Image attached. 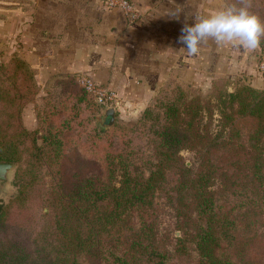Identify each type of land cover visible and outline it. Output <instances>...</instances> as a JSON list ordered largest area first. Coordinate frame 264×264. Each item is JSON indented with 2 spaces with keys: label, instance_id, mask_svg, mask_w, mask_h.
<instances>
[{
  "label": "trees",
  "instance_id": "16d2710c",
  "mask_svg": "<svg viewBox=\"0 0 264 264\" xmlns=\"http://www.w3.org/2000/svg\"><path fill=\"white\" fill-rule=\"evenodd\" d=\"M32 72L16 57L0 65V163L19 165L17 194L8 205L0 204V264H173L155 238L160 222L153 198L166 172L177 170L176 155L182 149L196 153L198 167L195 172L183 167L182 178L171 189L175 209L185 206L194 213L174 224L173 230L180 232L179 238H170L175 253L189 256L193 264H238L230 250L237 225L218 201L226 198L215 191L219 172L211 155L227 146L245 148L233 143L240 140L238 118L252 120L247 148L259 150L264 140V90L244 85L219 95L215 105L178 90L162 107L163 121L150 141L152 160L145 171L132 163L130 152L107 150L101 131L85 141H72L99 170L82 174L65 167L70 141L53 126L57 108L45 101L34 109L42 146L36 143L38 131L23 126L22 110L37 92ZM76 77L58 82L59 91L67 94L63 101H77L94 113L100 105L78 86ZM215 110L220 136H212L210 123H202L203 114L212 119ZM155 122L158 125V118ZM223 135L225 140L219 142ZM42 174L50 182L39 189ZM251 178L264 204V162L254 164Z\"/></svg>",
  "mask_w": 264,
  "mask_h": 264
},
{
  "label": "crops",
  "instance_id": "0c3cea01",
  "mask_svg": "<svg viewBox=\"0 0 264 264\" xmlns=\"http://www.w3.org/2000/svg\"><path fill=\"white\" fill-rule=\"evenodd\" d=\"M130 1L140 17L133 24L100 0H0V57L23 58L39 84L89 75L116 93L119 113L144 107L170 78L202 84L251 73L257 62L256 50L212 40L195 57L181 49L185 22L224 7L223 0Z\"/></svg>",
  "mask_w": 264,
  "mask_h": 264
},
{
  "label": "rangeland",
  "instance_id": "374dc122",
  "mask_svg": "<svg viewBox=\"0 0 264 264\" xmlns=\"http://www.w3.org/2000/svg\"><path fill=\"white\" fill-rule=\"evenodd\" d=\"M223 1L226 5L236 2V0ZM252 10L257 12L261 19L264 20V0H252ZM256 52L257 62H255L256 64H251V73L241 71L232 77L218 76L202 84H186L173 78L168 79L152 95L144 107L127 108L120 113L116 111L114 121L109 128H103L98 123L101 118L100 106L97 111L90 113L89 106L86 108L83 104L79 105L77 101L73 103L68 99H66V102L63 101L67 94H63L58 89V82L64 81L63 79L51 77L46 82L39 84L32 72L37 92L32 103H28L22 110V123L27 130L38 131L36 143L38 146H42L43 133L38 129L34 109L42 107L44 102L47 101L59 110L58 114L53 117V126L59 130L62 137L65 136L67 141H70L66 147L65 167L67 171L75 170L82 174L88 172L99 173L94 162L80 155L77 145L73 144L72 141L73 139L78 140V142L85 141L94 132L101 131L103 132L102 139H104L105 145L108 146L107 150L112 149V153L119 151L130 152L132 163L136 168H141L145 171L149 167L147 162L152 160L153 147L150 141L154 131L157 130V127L163 121V105L169 100H173L178 90H183L189 95L199 96L202 101H210L212 105L217 104L219 95L233 93L244 85L255 90H264V75L258 70V63L264 57V42H262L260 48L256 49ZM13 57L21 59L29 66L23 58L16 54L3 59L0 57V65L8 64ZM60 107L62 108L60 109ZM25 111L30 114V124H25L24 122ZM203 115L202 123L205 125L210 123L211 135L220 136V115L218 111L215 110L213 112L212 119H207L206 114ZM157 118L158 125L155 122ZM236 121H238V128H240L237 135L240 140L235 139L233 143H242L245 148L227 146L224 149L218 148L215 154L211 155V160L219 172L215 182V191L226 198L218 201L230 213L231 218L236 221V240L233 246L230 247L236 263L264 264V204L262 200H259L260 195H257L256 186L258 184L253 182L251 178L254 164L264 162V140L261 141L259 150L249 151L247 142L249 134L254 129L253 122L249 118H238ZM223 140H225V135L221 137L219 142ZM176 156L178 158L177 170L166 172V181L162 184V189L157 191L153 198V211L160 222L155 238L160 248L167 249L173 264H193L187 259L189 256L177 255L174 250V241L170 242L171 237H180V232L173 230L174 224L181 220L184 215H194L190 209L187 212L184 208L185 206L175 209V199L172 196L171 189L182 178L183 167L190 169L192 172L197 170V159L196 153L190 149H182ZM12 164L14 169L9 175L10 184L6 188V194H0V204L4 206L15 198L18 190L15 178L19 165ZM49 182V177L42 174L37 180L38 188L41 189L43 185ZM35 196L38 198L39 192H36ZM242 197L245 200H240ZM36 202L38 201L36 200ZM46 211V209H43L42 212ZM35 213L38 218L40 212L37 208Z\"/></svg>",
  "mask_w": 264,
  "mask_h": 264
},
{
  "label": "clouds",
  "instance_id": "9594fccd",
  "mask_svg": "<svg viewBox=\"0 0 264 264\" xmlns=\"http://www.w3.org/2000/svg\"><path fill=\"white\" fill-rule=\"evenodd\" d=\"M209 40L249 51L260 48L264 42V20L252 10V0H236L208 15L196 16L193 23L185 22L178 38V42L186 46L181 49L193 57Z\"/></svg>",
  "mask_w": 264,
  "mask_h": 264
},
{
  "label": "built area",
  "instance_id": "2783aa9c",
  "mask_svg": "<svg viewBox=\"0 0 264 264\" xmlns=\"http://www.w3.org/2000/svg\"><path fill=\"white\" fill-rule=\"evenodd\" d=\"M107 10H119L126 20L133 24L139 20V13L130 0H100ZM258 70L264 75V57L258 63ZM76 83L100 106L114 104L117 100L116 93L109 87L96 82L91 76L80 74L76 77Z\"/></svg>",
  "mask_w": 264,
  "mask_h": 264
},
{
  "label": "water",
  "instance_id": "95a60500",
  "mask_svg": "<svg viewBox=\"0 0 264 264\" xmlns=\"http://www.w3.org/2000/svg\"><path fill=\"white\" fill-rule=\"evenodd\" d=\"M101 118L98 122L103 128H109L115 118L117 103L100 106ZM14 169L13 164L0 163V194H6V188L10 184L9 175Z\"/></svg>",
  "mask_w": 264,
  "mask_h": 264
}]
</instances>
